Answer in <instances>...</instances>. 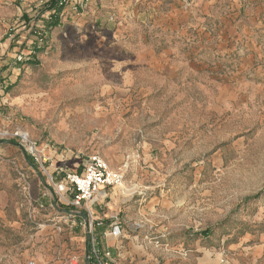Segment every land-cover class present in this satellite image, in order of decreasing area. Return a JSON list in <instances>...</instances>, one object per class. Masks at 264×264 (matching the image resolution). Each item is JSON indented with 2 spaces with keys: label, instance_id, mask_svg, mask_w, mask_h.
<instances>
[{
  "label": "rangeland",
  "instance_id": "rangeland-1",
  "mask_svg": "<svg viewBox=\"0 0 264 264\" xmlns=\"http://www.w3.org/2000/svg\"><path fill=\"white\" fill-rule=\"evenodd\" d=\"M48 2L0 0V264H264V0ZM94 154L88 222L50 177Z\"/></svg>",
  "mask_w": 264,
  "mask_h": 264
},
{
  "label": "built area",
  "instance_id": "built-area-1",
  "mask_svg": "<svg viewBox=\"0 0 264 264\" xmlns=\"http://www.w3.org/2000/svg\"><path fill=\"white\" fill-rule=\"evenodd\" d=\"M17 135L22 137L24 143L35 148V143L30 141L27 135ZM33 154L35 155V153ZM50 178L58 200L73 206L77 211L79 210L77 213L84 211L88 216V222H93V213L87 205L98 200L103 189L113 185L118 176L109 170L107 162L101 156L94 154L89 156L81 172L65 171L60 180H55L53 176ZM57 229L61 231L60 226H57ZM122 231V225L115 221L111 224L110 230L105 233V236L119 239L122 236ZM92 245V252L99 259V264H109L108 261L100 258V252L96 248L94 240L93 244L91 243ZM109 255L110 252H107L106 256ZM27 264H36V262L29 261Z\"/></svg>",
  "mask_w": 264,
  "mask_h": 264
},
{
  "label": "crops",
  "instance_id": "crops-1",
  "mask_svg": "<svg viewBox=\"0 0 264 264\" xmlns=\"http://www.w3.org/2000/svg\"><path fill=\"white\" fill-rule=\"evenodd\" d=\"M227 33L224 32L223 35H226ZM219 41L221 42L220 44V49L224 48L226 44H228L226 42V37H222L219 38ZM173 47H170V50H172ZM170 50L167 51V54L170 53ZM229 49H224L223 52L220 51L222 54L226 51H228ZM220 53V54H221ZM142 64H147L146 66L149 67V72L151 74H156V75H165L166 79L165 81L163 79H160L161 81L168 83L169 82V86L176 88L179 87L177 86V83H175V81H173V79H168L167 77H177L178 75H180V73L185 72V71H190L193 70L196 74L199 73V68L205 69L206 66L204 65V62H200L199 60L196 59H183V58H175V57H163V56H156V57H152V58H148L146 60H141ZM184 66H187L186 68H184ZM147 70V68H145ZM182 74H185L183 73ZM187 75V74H185ZM188 76V75H187ZM186 77H184L185 79ZM183 80H179V82H184ZM188 80V79H187ZM160 81V83H161ZM170 82H172V84H170ZM92 211V210H91ZM93 213V217L96 219V217L94 216L95 212L92 211ZM113 223V222H112ZM111 223V224H112ZM102 226L99 228L100 232L99 233H103L104 229L102 227H104V224L102 222L101 224ZM111 226V225H110Z\"/></svg>",
  "mask_w": 264,
  "mask_h": 264
},
{
  "label": "trees",
  "instance_id": "trees-1",
  "mask_svg": "<svg viewBox=\"0 0 264 264\" xmlns=\"http://www.w3.org/2000/svg\"><path fill=\"white\" fill-rule=\"evenodd\" d=\"M66 0H49V2L47 3L48 6V10L52 11V14H50V21L48 22V26L50 28L55 27L56 25H59V16L62 12V10L65 8L66 6ZM12 143H15L14 141ZM28 159L30 160V157H28Z\"/></svg>",
  "mask_w": 264,
  "mask_h": 264
},
{
  "label": "bare ground",
  "instance_id": "bare-ground-1",
  "mask_svg": "<svg viewBox=\"0 0 264 264\" xmlns=\"http://www.w3.org/2000/svg\"><path fill=\"white\" fill-rule=\"evenodd\" d=\"M26 135H28V134H26Z\"/></svg>",
  "mask_w": 264,
  "mask_h": 264
}]
</instances>
